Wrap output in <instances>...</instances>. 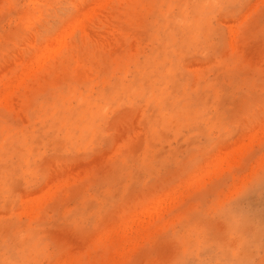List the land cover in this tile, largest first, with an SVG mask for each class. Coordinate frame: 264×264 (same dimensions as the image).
<instances>
[{"label": "rangeland", "instance_id": "obj_1", "mask_svg": "<svg viewBox=\"0 0 264 264\" xmlns=\"http://www.w3.org/2000/svg\"><path fill=\"white\" fill-rule=\"evenodd\" d=\"M262 112L264 0H0V264H264Z\"/></svg>", "mask_w": 264, "mask_h": 264}, {"label": "snow or ice", "instance_id": "obj_2", "mask_svg": "<svg viewBox=\"0 0 264 264\" xmlns=\"http://www.w3.org/2000/svg\"><path fill=\"white\" fill-rule=\"evenodd\" d=\"M260 124L262 127H264V112L261 113ZM253 126L254 124L250 123L248 126V130L251 131ZM261 184L264 185V175H262L261 177ZM261 245H262V249H264V217H262V226H261ZM176 264H183V262L177 261ZM224 264H253V261L238 259V260L226 261L224 262Z\"/></svg>", "mask_w": 264, "mask_h": 264}, {"label": "bare ground", "instance_id": "obj_3", "mask_svg": "<svg viewBox=\"0 0 264 264\" xmlns=\"http://www.w3.org/2000/svg\"><path fill=\"white\" fill-rule=\"evenodd\" d=\"M72 30H73V29H72ZM72 30H71V31H72ZM71 31H70V32H71ZM82 35H83V33H82ZM48 49H49V48H48ZM50 49H51V47H50ZM47 54H48V55L50 54V53H49V50H48V53H47ZM41 56H42V55H41ZM60 61H61V60H60ZM62 61H63V60H62ZM55 62H56V61H55ZM53 64H54V63H53ZM67 66H68V63H67ZM68 67H69V66H68ZM51 68H52V67H51ZM69 68H70V67H69ZM45 70H46V69H45ZM46 75H47V74H46ZM48 75H49V74H48ZM51 76H53V75H51ZM36 77H37V76H36ZM42 77H43V76H42ZM47 77H48V76H47ZM48 80H49V79H48ZM40 82H41V80H40ZM42 85H43V84H42ZM154 203H155V202H154ZM156 204H157V203H155V206H158V205H156ZM153 205H154V204H153ZM155 206H154V207H155ZM144 208H146V207H144ZM144 208H142V209H144ZM150 208H152V206H149V208L147 207V209H150ZM156 208H157V207H156ZM156 208H155V209H152V210L154 211V210H156ZM144 210H146V209H144ZM150 210H151V209H150ZM150 210H148V211L150 212ZM152 210H151V212H152ZM139 212H140V210L138 211V213H139ZM146 212H147V211H146ZM151 212H150L149 214H148V212H147V214L144 213V212H143V213L146 214V215H145L146 217H148L147 215H150V214L153 213V212H152V213H151ZM140 214H141V213H140ZM153 214H155V212H154ZM138 215H139V214H138ZM142 215H143V214H142ZM140 217L143 219L144 215H143V217H142L141 215H139V218H140ZM150 217H151V216H150ZM144 218H145V217H144ZM137 219H138V217H137ZM136 221H137V220H136ZM138 221H139V220H138ZM138 221H137V222H138ZM140 221H141V220H140ZM140 221H139V222H140ZM143 221H144V219H143ZM137 222H136V224H137ZM148 222H149V221H148ZM151 222H153V221H151ZM151 222H149V223L152 225ZM141 223H142V221H141ZM147 226H148V225H147Z\"/></svg>", "mask_w": 264, "mask_h": 264}]
</instances>
